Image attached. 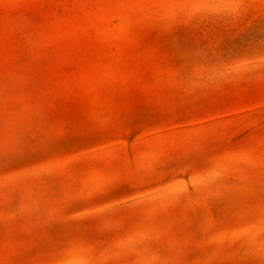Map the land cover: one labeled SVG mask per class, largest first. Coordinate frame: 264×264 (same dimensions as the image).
<instances>
[{
	"label": "rangeland",
	"instance_id": "obj_1",
	"mask_svg": "<svg viewBox=\"0 0 264 264\" xmlns=\"http://www.w3.org/2000/svg\"><path fill=\"white\" fill-rule=\"evenodd\" d=\"M0 264H264V0H0Z\"/></svg>",
	"mask_w": 264,
	"mask_h": 264
}]
</instances>
